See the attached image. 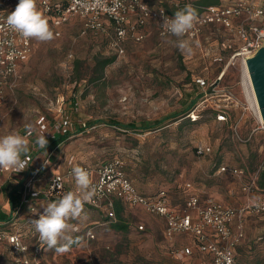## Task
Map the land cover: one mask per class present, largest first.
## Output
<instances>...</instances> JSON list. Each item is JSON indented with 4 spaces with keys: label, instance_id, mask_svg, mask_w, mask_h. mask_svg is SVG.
<instances>
[{
    "label": "rangeland",
    "instance_id": "374dc122",
    "mask_svg": "<svg viewBox=\"0 0 264 264\" xmlns=\"http://www.w3.org/2000/svg\"><path fill=\"white\" fill-rule=\"evenodd\" d=\"M145 1L172 11L198 5V0ZM236 1L219 0V4ZM145 33L140 42L126 41L123 54L110 46L107 34L81 33L77 18L63 25L60 36L54 35L50 42L33 40L31 53L18 63L14 93L0 105V136L17 132L25 135L36 131L40 121L53 123L67 118L73 122L72 132L56 150V165L50 170H66L70 162L93 168L119 160L138 189L153 193L165 188L176 207L191 191L198 195L200 191L202 200L209 197L234 206L264 200V190L252 188L249 194L242 190L264 169V133L257 129L261 119L247 75L246 57L231 58L223 48L228 42L237 44L234 36L223 27L205 25L196 39L189 40L193 54L186 55L176 47L175 37L160 36L153 24L146 27ZM103 58L113 61L100 73L95 63ZM196 77H205L217 89H231L239 105L220 106L221 97L211 89H199ZM191 101L198 107L194 123L185 115ZM219 108L225 110V121L216 118ZM173 114L184 115L174 120L170 118ZM161 118H165L157 125L161 127L140 130L144 123ZM79 120L86 122L87 129L78 128ZM110 121L133 122L136 128L125 129ZM197 143L209 145L211 152L196 155ZM215 163L240 167L244 173L235 176L217 172ZM16 178L6 170L0 182L14 183ZM188 182L191 190H186ZM132 208L123 209L122 216L146 218L148 213ZM85 213L87 219L69 223L83 228L98 221L95 238L86 240L82 230L73 231V237L81 233L82 243L64 254L46 250L45 246L42 264L182 263L163 253L165 242L159 232L150 238L146 232H139L134 222L128 231L115 230L93 209L87 208ZM244 217L249 247L239 248L240 262L264 264V210L246 209Z\"/></svg>",
    "mask_w": 264,
    "mask_h": 264
},
{
    "label": "built area",
    "instance_id": "2783aa9c",
    "mask_svg": "<svg viewBox=\"0 0 264 264\" xmlns=\"http://www.w3.org/2000/svg\"><path fill=\"white\" fill-rule=\"evenodd\" d=\"M18 3L19 0H0V104L14 93L18 79V63L31 53L33 46L34 39H24L6 26L7 15L15 10ZM115 4L116 0H37V8L48 19L55 36H60V28L63 25L72 18H77L81 21V33L107 34L110 46L119 54L124 53L123 45L126 41H142L149 24L155 26L160 36H166L162 35L164 29L160 25L163 24L165 16L174 17L165 7H152L144 0H119L120 7H116ZM197 17L194 28L184 38L196 39L205 25L223 27L237 41V44L232 42L223 44L231 58L248 57L263 44L264 0L259 4L250 0H238L230 4L210 5L204 7ZM68 56L71 57V54ZM194 81L199 89H211L215 95L221 97L220 106L239 105V100L231 89H217L213 83H208L205 77H196ZM74 104L77 105V102ZM197 109L198 107H193L187 117L196 120ZM216 118L218 121H225V110L219 108ZM77 124L78 128L87 129L86 122L79 120ZM72 127L73 122L64 118L53 123L40 121L36 131L26 132L25 135L30 140V153L27 157L29 165L18 173L8 170L21 180L17 189V200L10 204L8 200L0 199V213L5 215L0 220V264L4 261L11 264H42L45 246L40 243L38 233L30 222L39 219V215L30 213L29 206L36 207L38 213L43 214L40 203L59 200L65 193L75 191V185L71 186V183L74 180L72 168L76 165L70 162L64 172L50 170L52 165H56L53 159L57 156L56 150L61 142L40 149L35 145V138L39 132L44 131L45 138L51 143L58 136L68 137ZM257 129L264 133V123L261 120ZM36 151L41 152L42 161L39 165L33 166L31 161ZM261 151L264 154V135ZM210 152L211 148L207 144L195 145V153L198 156ZM80 167L89 171L95 188V195L90 202L85 203V209L101 211L111 223L116 219L114 207L116 199L129 207H140L145 212L163 219V234L166 239L172 240L180 234L191 235L195 241V248L209 254L212 264H240L235 258V247L245 237L242 219L244 212L246 209L254 212L264 210V200L252 201L235 208L212 199L201 201L198 194L193 191L186 193L184 206L176 208L172 205L166 189H160L152 195L139 192L117 161L104 162L93 168L89 165ZM5 171L0 169V178ZM217 172H227L235 176L244 173L240 167L225 165H219ZM255 180L244 184L242 190L249 194L252 188H257ZM1 186L2 182L0 196ZM185 187L186 190H191L192 185L188 182ZM97 224L98 221H93L83 228L76 224L74 226L76 231H83L86 240H92L95 238L94 228ZM190 254V248L174 252L180 259ZM4 257L6 260H3Z\"/></svg>",
    "mask_w": 264,
    "mask_h": 264
},
{
    "label": "clouds",
    "instance_id": "9594fccd",
    "mask_svg": "<svg viewBox=\"0 0 264 264\" xmlns=\"http://www.w3.org/2000/svg\"><path fill=\"white\" fill-rule=\"evenodd\" d=\"M115 6H121L119 0H116ZM161 14L163 15V10ZM197 18L196 10L191 5H186L184 9L176 11L173 18L164 17L163 24L160 25L164 29L162 35L175 37L176 47L181 53L192 55L191 42L184 37L194 28ZM5 23L8 29L24 39L38 42H50L54 39L48 19L37 8V0H19L15 10L7 15ZM44 133L39 132L35 138V145L40 149H46L48 145ZM29 153L30 140L26 135L17 132L0 136V169L15 173L25 170L29 165ZM72 176L76 190L65 193L59 200L40 203L43 214H39L36 207L29 206L30 213L39 215V219L30 222L38 233L40 243L46 246V250H54L57 254L67 253L74 244L82 243V237L71 235L77 229L69 221L87 219L84 205L95 195L88 170L75 166L72 168ZM17 247L20 248L19 245Z\"/></svg>",
    "mask_w": 264,
    "mask_h": 264
},
{
    "label": "trees",
    "instance_id": "16d2710c",
    "mask_svg": "<svg viewBox=\"0 0 264 264\" xmlns=\"http://www.w3.org/2000/svg\"><path fill=\"white\" fill-rule=\"evenodd\" d=\"M197 4H198L197 7H194V9L196 10V12L198 14V13H200L202 11V9L204 7H207V6H210V5H218L219 4V0H198L197 1ZM184 8H182V9H184ZM182 9L176 8V9H174V11H172L171 9H169V10L167 9V11L174 15L176 11H179V10H182ZM112 61H113V58L97 59L96 60V63H95V66H97V70L101 73L104 70V68L107 65H109ZM77 64L78 63L76 62L74 66H77ZM195 104H196L195 101H191L189 103L188 107H186L187 112L185 113V115H187L189 113V111L193 109V107L195 106ZM0 105H2V104H0ZM183 115L182 116H179L178 114H173V115L170 116V118H173L174 120H177L179 118H182ZM163 120H165V118H161V119H159L157 121H154L152 123H144L142 125V127H141L140 130L141 131H148V130H152V129L159 128L161 126H157V125H159L160 123H162ZM188 120H190L192 123H194V122L197 121V119L196 120L188 119ZM110 122H111L112 125L121 126L122 128H125V129H133V128H136L135 123H133V122H129V123H125V124L124 123H119L117 121H110ZM179 124H181V123H179ZM65 137L66 136H58L57 138H55L50 143V146L51 145H54V144H57L59 142H62L65 139ZM35 157H39V158H38V161H36V162L31 161L33 166H37V165H39L41 163V161H42L41 152L40 151H37L33 155L32 160ZM115 161H117V162L120 163L121 168L123 170L121 161H119V160H115ZM218 166L219 165H217V164L215 165L216 170H217V167ZM128 178H129V176H128ZM20 183H21V180L18 179V178H16V180L14 181V183L7 182V181H4V183H2L1 190H2V193H3V196H4V201L5 200H8V202L10 204H14L16 202V200H17V189H18V186L20 185ZM256 187L258 189H260V190H264V169H262L261 171L258 172V176H257V180H256ZM160 189H165V188H160ZM160 189H158L157 191H159ZM138 191L141 192L142 194H145V195H152V194H155L157 192V191H155L153 193H149V192H144V191H142L140 189H138ZM114 207H115L116 219H115V221L113 223H111L112 228L115 229V230H120V231H128L131 225L128 224V223L122 222L120 220V217L122 215V210L125 209L126 207H129V206L125 205L121 200H117L116 199L114 201ZM129 208H132V207H129ZM4 217H5V215L2 214V213H0V220L3 219ZM102 217L104 218V220L108 221L107 217L103 213H102ZM137 228H138V230L139 229L141 230V228H139L138 226H137ZM81 233H83V232H81ZM81 233L75 234L74 237H82ZM83 236H84V233H83ZM3 255H6V254H3ZM3 260H6V257H4Z\"/></svg>",
    "mask_w": 264,
    "mask_h": 264
},
{
    "label": "crops",
    "instance_id": "0c3cea01",
    "mask_svg": "<svg viewBox=\"0 0 264 264\" xmlns=\"http://www.w3.org/2000/svg\"><path fill=\"white\" fill-rule=\"evenodd\" d=\"M145 1V0H144ZM146 2V1H145ZM150 5V4H149ZM152 7H158V6H153V5H150ZM64 172L65 170L63 169H59L57 168L55 170V172ZM198 192V191H197ZM2 193V192H1ZM186 196V195H185ZM200 197V200L201 201H204L202 200V195L200 194V191H199V195ZM0 199H4V196H3V193L1 194L0 196ZM209 199V197H208ZM211 199V198H210ZM184 201H185V197L182 198V202L181 204H178V206L180 207H175L176 208H182L184 206ZM222 202V201H221ZM220 202V203H221ZM223 203V202H222ZM244 203V202H243ZM242 203V204H243ZM223 204L225 205H229V206H232V207H235V208H239L243 205H237V206H234V205H231L227 202H224ZM132 209H137V210H142L143 212H145L143 209H141L140 207H134ZM98 213L99 216H102V212L101 211H98V210H94ZM147 213V212H146ZM120 220L122 222H125V223H129L131 225V222H134L136 224V227H140L141 226V231L139 230V232H146L147 235L150 236V238H152L154 236V233L155 232H159L160 235V238L163 242H165V245H164V254L167 255V256H170L172 258H174L175 260L177 261H181L182 263L181 264H212L211 263V256L209 254H206V253H202L200 252L199 250H197L195 248V241L193 239V237L189 234H180V235H177L175 238H173L172 240H168L164 237V234H163V229H164V221L161 217L159 216H156V215H152V214H147L146 215V218L144 220L142 219H135L133 220V218H129V217H123L121 215L120 217ZM93 222V221H92ZM245 217L243 218V225L245 224ZM109 223V222H108ZM113 223V222H111ZM109 223V224H111ZM235 226V225H234ZM131 227V226H130ZM157 228V229H156ZM244 228H245V225H244ZM246 240V234H245V237L244 239L235 247V258L236 260L242 264L240 262V254L242 253L241 251H239V248L241 246H243L244 248L246 247H249V245L247 244V242L245 241ZM168 247V248H167ZM184 248H190L191 249V254L186 256L185 258H177L175 255H174V252L176 250H180V249H184ZM45 249V248H44ZM171 253H169V252ZM245 252H248L247 249L244 250ZM43 253H44V250H43ZM258 262V261H257ZM256 262V264H258ZM9 263V262H8ZM3 264H7L5 262H3Z\"/></svg>",
    "mask_w": 264,
    "mask_h": 264
},
{
    "label": "water",
    "instance_id": "95a60500",
    "mask_svg": "<svg viewBox=\"0 0 264 264\" xmlns=\"http://www.w3.org/2000/svg\"><path fill=\"white\" fill-rule=\"evenodd\" d=\"M245 61L259 115L264 123V41Z\"/></svg>",
    "mask_w": 264,
    "mask_h": 264
},
{
    "label": "bare ground",
    "instance_id": "6f19581e",
    "mask_svg": "<svg viewBox=\"0 0 264 264\" xmlns=\"http://www.w3.org/2000/svg\"><path fill=\"white\" fill-rule=\"evenodd\" d=\"M247 75H248V73H247ZM250 82V81H249ZM250 85H251V83H250ZM252 88V87H251ZM253 95H254V93H253ZM255 98V97H254ZM255 102H256V100H255ZM257 105V104H256ZM257 109H258V107H257ZM259 112V111H258ZM260 116V115H259ZM261 119V118H260Z\"/></svg>",
    "mask_w": 264,
    "mask_h": 264
}]
</instances>
